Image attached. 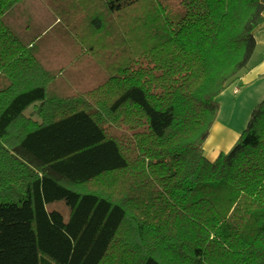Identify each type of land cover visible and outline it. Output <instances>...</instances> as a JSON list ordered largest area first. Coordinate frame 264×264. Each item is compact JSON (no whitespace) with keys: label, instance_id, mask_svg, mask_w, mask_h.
Segmentation results:
<instances>
[{"label":"trees","instance_id":"1","mask_svg":"<svg viewBox=\"0 0 264 264\" xmlns=\"http://www.w3.org/2000/svg\"><path fill=\"white\" fill-rule=\"evenodd\" d=\"M263 10L0 0V264H264V98L202 151Z\"/></svg>","mask_w":264,"mask_h":264},{"label":"crops","instance_id":"2","mask_svg":"<svg viewBox=\"0 0 264 264\" xmlns=\"http://www.w3.org/2000/svg\"><path fill=\"white\" fill-rule=\"evenodd\" d=\"M262 3L264 5V0H262ZM262 15V22L256 25L253 30L255 49L248 60L246 69L239 74L234 82L229 84L219 94V96L224 95L227 98H232V100L238 97L237 95L241 94L240 106L242 110L243 107L248 110L249 114L253 107L264 98V10ZM230 85L233 86L232 93H229L227 90ZM250 102L251 104H249ZM248 118L246 122L240 123L242 125L241 128H234L231 120L230 124L232 126L228 122L224 123L220 121L218 109L216 118L202 145V151H205H203L204 156L209 160H214L219 153L227 152L236 142L241 131L245 128ZM232 133H234L232 139L228 140Z\"/></svg>","mask_w":264,"mask_h":264},{"label":"rangeland","instance_id":"3","mask_svg":"<svg viewBox=\"0 0 264 264\" xmlns=\"http://www.w3.org/2000/svg\"><path fill=\"white\" fill-rule=\"evenodd\" d=\"M227 90L229 91V93H232L233 86L230 85ZM237 96L238 97H235L234 100H232V98H227L224 95L219 96L217 98V100L220 104L219 117L221 119L220 121H222L224 123L228 122L230 124V120H231L234 128H241L242 125L240 123L246 122V120L250 114H249L248 110H246L244 107L242 110V108L240 106L241 94L237 95ZM249 104H251V102ZM233 135H234V133L231 134V136L228 140H231ZM62 204H63L62 201H56L55 203H52L51 205L60 208V206L64 205V204L63 205ZM64 207L67 210V207L65 205H64Z\"/></svg>","mask_w":264,"mask_h":264}]
</instances>
